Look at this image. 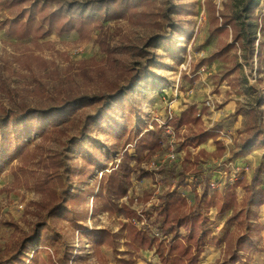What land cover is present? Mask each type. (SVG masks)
I'll use <instances>...</instances> for the list:
<instances>
[{"label": "rangeland", "instance_id": "1", "mask_svg": "<svg viewBox=\"0 0 264 264\" xmlns=\"http://www.w3.org/2000/svg\"><path fill=\"white\" fill-rule=\"evenodd\" d=\"M9 1L0 0V112L23 105L46 109L65 98L113 94V90H124L134 72L147 69L148 75L125 93L131 109L119 111L102 128L90 126L85 143L69 142L80 136L85 117L94 114L100 105L81 108L60 131L44 138L36 136L26 156L3 164L0 168L2 247H11L22 232L29 231L36 220L38 205L51 199V193L41 185L45 179L51 182L43 177V159L47 165L54 159L56 168L64 164L75 173L93 163L96 169L91 177L75 180V187L70 189L72 195H85L70 204L69 210L78 216L57 213L49 218L62 241L40 249V258L44 264H128L125 260L130 257L125 253L122 238L118 239L116 248L102 246L97 253L79 228L87 231L105 228L120 236L124 234L122 226L127 220L118 212L104 211L99 205L96 216L91 217L102 176L116 168L123 152H134L138 132L153 129L154 123L164 126L171 116L189 107L196 108L195 115L200 116V121L180 129L173 138L177 146L187 134L220 128L218 139L226 146L224 153L212 139L198 148H189L193 155L200 149L207 152L203 162L214 165L215 187L218 182L233 184L242 176L249 183L252 170L260 167L259 187L264 190V142L258 140L249 148H240V142L257 125L256 93L251 86L264 88V83L257 82L256 59L254 69L250 70L241 58L239 46L219 54L225 45L232 43V31L229 28L228 32H217V23L213 21V15L230 13L241 0H123L126 8L114 12L117 16L100 18V22L91 23L81 31L75 27L26 37L13 35L9 28V21L17 15ZM102 1L58 0L51 2L48 10L60 8L73 17H97ZM259 9L264 10V0H260ZM164 132L174 134L168 127ZM175 148L176 145H171L166 157L172 152L181 162L186 148L178 153ZM153 160L144 161L142 167L153 168ZM58 187L59 183L57 190ZM151 190L158 192L150 178L133 180L128 195L118 202L128 204L130 198H142ZM232 192L241 202L242 187ZM155 202L153 197L146 205ZM144 205L134 202L131 208L141 212ZM251 210L249 223L264 224V205L254 203ZM85 212H88L87 220L78 221ZM230 214L221 215L215 208L209 211L205 228L212 232L211 236L218 240L223 237ZM230 226V230L237 227ZM236 231L240 234L244 230L237 227ZM251 233L258 252L244 255L235 264H264V232L257 234L252 230ZM227 250L225 245L208 239L199 264H224ZM33 255L34 249L29 246L20 264H28ZM133 264H158V258L153 250L141 251Z\"/></svg>", "mask_w": 264, "mask_h": 264}, {"label": "trees", "instance_id": "2", "mask_svg": "<svg viewBox=\"0 0 264 264\" xmlns=\"http://www.w3.org/2000/svg\"><path fill=\"white\" fill-rule=\"evenodd\" d=\"M57 1H9V6L17 10V15L9 21L12 34L17 37H26L33 33L47 35L53 31L63 32L75 27L81 31L91 23L100 22V18L117 16L118 14L114 12L126 8L123 0H103L97 17H73L60 8L49 11L48 6L52 4L51 2ZM259 6L260 0H241L238 5L232 7L230 13L220 12L219 16L213 15V21L217 23L215 27L217 32H228L229 28L232 31V43L225 45L219 54L228 52L236 45L239 46L242 50L241 58L250 70L254 69L256 59L257 82L261 84L264 83V10L259 9ZM147 75V69L131 74L128 85L124 88L126 92L117 89L113 90V94L65 98L46 109L24 105L16 109H3L0 112V168H3V164L8 160L13 161L26 156L36 136L44 138L52 132H58L81 108L100 105L94 114L85 117L80 136L73 137L69 142L74 145L85 143L90 126L102 128L119 111L131 109L130 103L125 100V93L132 90L138 80L144 81ZM251 89L256 93L254 112L257 125L253 126L252 131L240 142L242 149L251 147L258 140L264 142V88L253 85ZM195 113L196 108L189 107L179 115L171 116L164 126L154 123L153 129L138 132L134 152L130 153L128 150L123 152L116 168L102 176L98 191L94 195L91 217L96 216L100 205L104 211L118 212L127 222L122 226L124 232L122 236L105 228H93L90 231L79 228L85 232L93 252L99 253L102 246L116 248L119 238L124 240L125 253L130 257L125 260L128 264H133L139 252L152 250L158 258V264H199L208 239L213 243L223 244L228 249V259L223 262L224 264L238 263L244 255L249 256L258 252L256 243L251 239V232L252 230L257 231V234L264 232V224L252 225L249 220L254 203L264 205V190L259 187L262 169L256 167L252 170L249 183L242 176L233 184L226 181V184L218 182V187H215L212 168L214 165L203 162V156H206L207 152L200 149L193 155L189 148H198L212 139L216 148L224 153L226 146L218 139L221 129L213 128L187 134L183 136L178 146L173 139L179 135L183 126L200 121V116H196ZM167 127L171 128L174 134L164 132ZM171 145H176V153L186 148L181 162L176 158L166 157ZM150 159H154V167L146 170L141 164ZM46 161L42 160L45 167L43 177L45 179L46 176L51 182L45 179L40 183L51 193V199L38 205L36 220L29 231L22 232L11 247L0 245V264H20L29 246L34 249V255L28 264H44L40 258V249L62 241L61 234L55 232L49 218L57 213L67 217L78 216L76 212L69 210V207L75 200L85 198V195L83 193L72 195L70 189L75 187V180L89 179L96 169V164L88 163V166L75 173L64 164L56 168L54 159L50 160L48 165ZM146 178H150L156 184L157 193L151 190L142 198H130L128 204H119L118 201L128 195L133 180L142 181ZM236 187H242L244 191L241 202H238L232 192ZM153 197L156 198V202L147 207L146 204ZM134 202L145 203L141 212L131 208ZM212 208L221 215L231 212L226 218L228 229L219 240L211 236L212 232L205 228L208 213ZM87 217L88 212H85L78 221H86ZM231 224L238 228L243 227L244 231L238 234L237 227L230 230ZM77 255L74 254V257H80Z\"/></svg>", "mask_w": 264, "mask_h": 264}, {"label": "built area", "instance_id": "3", "mask_svg": "<svg viewBox=\"0 0 264 264\" xmlns=\"http://www.w3.org/2000/svg\"><path fill=\"white\" fill-rule=\"evenodd\" d=\"M168 157H170L171 159H174V155H173V153L171 152V153L168 155Z\"/></svg>", "mask_w": 264, "mask_h": 264}]
</instances>
